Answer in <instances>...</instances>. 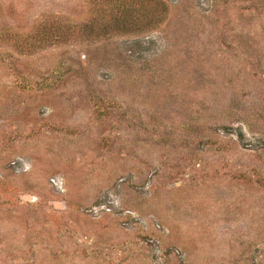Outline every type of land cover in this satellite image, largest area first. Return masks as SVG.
<instances>
[{"label": "rangeland", "instance_id": "374dc122", "mask_svg": "<svg viewBox=\"0 0 264 264\" xmlns=\"http://www.w3.org/2000/svg\"><path fill=\"white\" fill-rule=\"evenodd\" d=\"M0 264H264V0H0Z\"/></svg>", "mask_w": 264, "mask_h": 264}]
</instances>
